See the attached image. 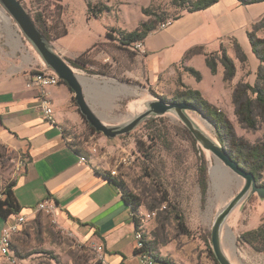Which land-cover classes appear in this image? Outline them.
<instances>
[{
    "label": "crops",
    "instance_id": "crops-1",
    "mask_svg": "<svg viewBox=\"0 0 264 264\" xmlns=\"http://www.w3.org/2000/svg\"><path fill=\"white\" fill-rule=\"evenodd\" d=\"M20 1L35 24L38 22L44 28L53 50L69 64L84 53V67L72 66L80 72L104 66L109 59L116 64L111 57L116 53L123 65L122 76L132 77L138 90L150 86L198 90L207 102L227 115L233 114L235 84H254L256 80L260 61L252 50L248 32L264 17V0L248 4L217 0L204 9L184 11L144 38L146 52L142 55L107 36L113 24H117L113 18L104 12L89 16L88 2L97 0ZM111 1L106 2L111 6ZM127 12L125 9L124 13ZM142 20L143 15L136 12L129 28H136ZM125 24L116 29L131 31ZM62 28L65 32L58 34ZM255 35L264 38V27L255 30ZM237 47L244 54V61L239 60ZM123 50L130 53L124 55ZM221 50L235 65V74L226 86L223 66L218 62L216 72L212 73L206 64V54ZM44 67L15 21L0 7V144L24 161L12 186L20 214L30 215L39 201L50 198L57 205L55 215L65 226L102 245L108 264H140L133 240L135 223L120 188L100 174L98 171L103 169L71 142L70 133L83 121L73 102L72 90L63 82L47 88L55 119V123H50L37 107L38 91L25 85L30 74ZM188 67L197 70L201 78L197 80L187 71ZM101 76H105L103 72L87 76L86 98L87 92L103 90L106 84L100 81ZM81 156L86 160L81 162ZM249 199L227 217H231L230 226L237 236L256 228L264 216V200L255 196V206L249 209ZM5 222L0 218V230Z\"/></svg>",
    "mask_w": 264,
    "mask_h": 264
},
{
    "label": "rangeland",
    "instance_id": "rangeland-1",
    "mask_svg": "<svg viewBox=\"0 0 264 264\" xmlns=\"http://www.w3.org/2000/svg\"><path fill=\"white\" fill-rule=\"evenodd\" d=\"M106 1L96 2L102 8L108 6L104 14L117 21L113 24L114 29H109L111 38L117 36L116 27L122 28L125 23L127 29H133L129 28L132 25L130 21L136 12L143 15L144 21L157 26L184 12L174 5L173 0H112L111 6ZM125 9L129 12L124 13ZM105 50L112 52L108 47ZM128 53V50H123L124 55ZM111 57L116 59V64L109 59L104 66L85 68V72L77 70L84 76L103 72L105 76L100 79L109 80L105 86L102 83L103 90L87 92L89 104L106 123H124L145 110L147 101L159 96L167 101H178L175 95L184 88L163 90L150 86L138 90L132 77L122 76L123 65L118 54L113 53ZM228 83L225 81V86ZM121 90L127 93H118ZM255 113L260 114L258 109ZM187 114L211 138L230 148L228 133H223V144L204 115L190 110ZM222 114L232 124L237 137L250 143L264 141V115L260 114L257 126L249 129L238 121L234 109L233 114ZM70 135L71 142L96 166L108 170L110 174L114 171L112 176L122 181L125 189L138 198L140 206L137 214L145 238L150 242L153 253L163 260L156 264H215L214 254L209 251L212 221L215 214L240 190L244 180L229 168L222 167L212 173L211 168L215 165L212 154L201 147L173 112L149 116L131 131L114 138H106L95 131L83 118L81 126ZM201 158L206 165L204 193L198 182ZM20 159L19 155L0 144V198H3L4 187L13 182L22 170ZM261 176L259 183L264 177V170ZM255 196L249 197V209L255 206ZM178 214L182 216V225ZM230 223L231 217L226 220L231 239L227 237L228 232L223 235L222 247L231 263L264 264V255L241 244ZM95 244L93 238L74 232L55 214L37 210L26 215V221L13 238V246L20 258L18 264H108L95 250Z\"/></svg>",
    "mask_w": 264,
    "mask_h": 264
},
{
    "label": "trees",
    "instance_id": "trees-1",
    "mask_svg": "<svg viewBox=\"0 0 264 264\" xmlns=\"http://www.w3.org/2000/svg\"><path fill=\"white\" fill-rule=\"evenodd\" d=\"M216 1L217 0H173V3L183 11L192 12L204 9L212 5ZM239 1L243 4H248L262 0ZM107 9H109L108 6H104L102 8L97 2L94 4H92L90 1L88 2L89 16H98L104 10ZM144 13H147V10L144 9ZM179 16L180 14H178L175 19ZM156 26V23H151L147 20H142L139 25L131 31L117 30V36H115L114 39H116L120 46L126 47L129 43L133 41L143 40L150 31L156 28ZM37 27L41 30L45 37L48 38V34L45 32L44 28H42V26L38 24V22ZM261 27H264V17L259 22L253 25L252 31L248 32V37L252 46V50L260 61V65L257 69L256 80L254 84H250L249 82L243 81L237 82L232 90L234 114L237 117L238 121L244 124L249 129H254L257 126L258 116H260V114L264 115V38H259L255 35V30ZM64 32L65 29L62 28L58 32V34ZM108 35L110 36V34H107V36ZM236 50L239 59L241 61L244 60V54H242L238 47L236 48ZM218 62L224 68L223 79L225 81H230L235 74V65L232 58L226 54L225 50H221L219 53L206 54V64L212 73L216 72ZM84 64V53L79 55L76 59L70 61V65L75 68L82 69L84 67ZM187 71L192 74L197 80L201 78V75L197 70L188 67ZM60 82L65 83L62 80ZM175 99L179 102L186 101L194 104L211 122L217 135V138L221 143L224 144L223 133H228L230 135L231 144L228 151L232 158L240 166H242L248 171L253 172L257 180L262 177L261 173L264 170V141L250 143L241 137H237L234 133L233 126L228 121V119L222 113L218 112L214 106L207 102L201 96L198 90H193L185 87L183 91L178 92L175 95ZM73 102L75 103L74 98ZM256 109L259 110V115L255 113ZM98 172L113 183H115L120 188L123 200L135 213L132 218L136 228L140 223V219L137 214V209L140 206V201L138 200V198L131 192L127 191L123 185V182L112 176L109 171L99 170ZM205 172V161L203 158H201L199 160L198 166V182L202 193H204L206 190ZM260 184L264 185V177ZM12 186L13 182L7 184L3 190V198H0V218L4 220L10 219L13 215L19 214L21 210L19 202L12 190ZM177 218L180 220V223L182 225V216L178 214ZM182 229L184 232L187 231L184 227ZM238 241L241 244L248 245L255 252L262 253L264 255V216L262 218V222L256 228L240 233L238 236ZM145 244L146 248L153 255L154 260L157 263L163 262L162 258L158 254L153 253V250L150 246V242L147 241ZM12 247L16 256L19 258L13 244ZM209 251L212 255L213 252L210 248ZM213 259L215 261V264H219L214 255Z\"/></svg>",
    "mask_w": 264,
    "mask_h": 264
},
{
    "label": "water",
    "instance_id": "water-1",
    "mask_svg": "<svg viewBox=\"0 0 264 264\" xmlns=\"http://www.w3.org/2000/svg\"><path fill=\"white\" fill-rule=\"evenodd\" d=\"M0 7L15 21L46 67L55 72L72 90L79 112L95 131L102 133L106 138H114L131 131L149 116H159L166 112H173L191 132L201 147L212 154L215 160V165L211 168L212 173L223 167L229 168L233 174L243 178L244 182L240 190L215 214L210 227V244L214 257L219 264H232L222 247L223 235L226 236L227 232H231L226 224L227 217L235 207L253 194L264 200V185L258 182L253 172L240 166L232 158L225 146L219 144L203 132L187 114V111L197 112L201 116H203V113L192 103L186 101H167L165 98L159 96L154 100L147 101L145 110L133 115L124 123H106L93 110L85 96L84 84L89 78L80 74L79 71L74 69L53 50L48 38L37 27L22 2L20 0H0ZM100 81L104 84L109 82V80Z\"/></svg>",
    "mask_w": 264,
    "mask_h": 264
},
{
    "label": "built area",
    "instance_id": "built-area-1",
    "mask_svg": "<svg viewBox=\"0 0 264 264\" xmlns=\"http://www.w3.org/2000/svg\"><path fill=\"white\" fill-rule=\"evenodd\" d=\"M169 22L160 23L156 26V29L164 28ZM153 31V30H152ZM151 32V31H150ZM149 32V33H150ZM148 33V34H149ZM130 51L144 54L146 52L144 39L143 40H136L129 43L126 46ZM61 79L57 76L55 72H53L48 67H44L41 70L30 74L26 79V87L30 89H34L38 91V103L37 107L43 113L45 119L50 123H55V119L53 117V109L51 106L50 99L48 97L47 88L50 86H54L58 84ZM85 157L81 156L80 161H85ZM20 164L24 166V161L20 159ZM115 172L111 171V175H114ZM129 207V206H128ZM131 210V208L129 207ZM41 211L44 214H55L57 210L56 203L50 199L45 198L37 203L34 211ZM135 213L131 210V216L133 217ZM26 221V215L23 214H16L13 215L10 219H7L4 225L0 230V264H18L20 258H18L14 252L12 247L13 238L20 230V226ZM133 240L135 243V252L139 258L140 264H156V261L153 258L151 252L146 248V238L144 231L142 230L141 223L133 230ZM95 250L101 254V258L106 262L103 253V247L100 244H95Z\"/></svg>",
    "mask_w": 264,
    "mask_h": 264
},
{
    "label": "bare ground",
    "instance_id": "bare-ground-1",
    "mask_svg": "<svg viewBox=\"0 0 264 264\" xmlns=\"http://www.w3.org/2000/svg\"><path fill=\"white\" fill-rule=\"evenodd\" d=\"M197 124V123H196ZM198 125V124H197ZM198 127L200 128V126L198 125ZM201 129V128H200ZM202 130V129H201ZM203 131V130H202ZM204 132V131H203ZM228 237L231 239V233L228 232Z\"/></svg>",
    "mask_w": 264,
    "mask_h": 264
}]
</instances>
